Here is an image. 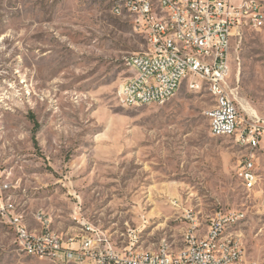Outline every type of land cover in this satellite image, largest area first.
I'll return each instance as SVG.
<instances>
[{"label": "rangeland", "instance_id": "rangeland-1", "mask_svg": "<svg viewBox=\"0 0 264 264\" xmlns=\"http://www.w3.org/2000/svg\"><path fill=\"white\" fill-rule=\"evenodd\" d=\"M111 7L0 0V205L30 233L98 234L116 253L131 231L143 250H175L192 232L187 213L198 235L216 213H233L246 258L264 262V136L253 151L257 184L245 191L236 167L250 150L210 135L203 84L183 82L163 105L119 104L125 58L145 42L134 18ZM227 84L244 120L261 124L264 27L232 42ZM0 264H49L18 249L1 212Z\"/></svg>", "mask_w": 264, "mask_h": 264}, {"label": "built area", "instance_id": "built-area-1", "mask_svg": "<svg viewBox=\"0 0 264 264\" xmlns=\"http://www.w3.org/2000/svg\"><path fill=\"white\" fill-rule=\"evenodd\" d=\"M111 11L131 15L142 34L145 48L125 58L129 76L121 81L115 96L122 105H163L178 91L183 82L188 87H210L212 112L207 121L212 137L233 139L250 150L238 161L236 175L243 190L250 191L258 177L253 151L264 136V120L245 121L234 101L227 82L230 75V50L236 37L246 30L264 27V0H117ZM142 71V78H135ZM2 215L9 216L18 249L41 254L49 264H73L75 260H96L102 264H264L246 258L241 242H231L233 213L218 212L208 219L202 234L192 213L185 218L192 225L182 247L173 250L167 243L156 249L135 246L130 232L120 253L98 234L77 240L50 236L46 228L40 237L27 240L25 226L12 206L0 205ZM228 223V232H221Z\"/></svg>", "mask_w": 264, "mask_h": 264}, {"label": "bare ground", "instance_id": "bare-ground-1", "mask_svg": "<svg viewBox=\"0 0 264 264\" xmlns=\"http://www.w3.org/2000/svg\"><path fill=\"white\" fill-rule=\"evenodd\" d=\"M246 1H253V0H246ZM111 4H112V6H117V0H111ZM135 78H142V71H135ZM205 88L210 95V87H205ZM123 106H138V105H123ZM204 114H205L208 121H212V112L211 111H205ZM251 177H254V175L252 173H251ZM19 225L24 226L23 223L21 222L20 218H19ZM226 225H228V223H221V232H225ZM129 235H130V232H128L127 237H129ZM50 236H58V235H55L52 232H50ZM26 237H27V240H34L36 238H39L40 237V231L38 233H30L28 230H26ZM136 237L137 236H135V243L137 242ZM231 242H241V241H240V238L235 233H232L231 234ZM23 253H25V252H23ZM25 254L41 259V254H35V253H25ZM42 260L48 262V259H42ZM74 262L81 263L82 260H75Z\"/></svg>", "mask_w": 264, "mask_h": 264}]
</instances>
